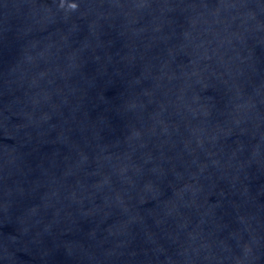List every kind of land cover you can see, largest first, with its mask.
Listing matches in <instances>:
<instances>
[{"label":"water","instance_id":"water-1","mask_svg":"<svg viewBox=\"0 0 264 264\" xmlns=\"http://www.w3.org/2000/svg\"><path fill=\"white\" fill-rule=\"evenodd\" d=\"M0 264H264V0H0Z\"/></svg>","mask_w":264,"mask_h":264}]
</instances>
